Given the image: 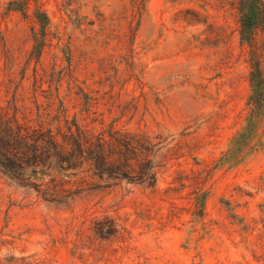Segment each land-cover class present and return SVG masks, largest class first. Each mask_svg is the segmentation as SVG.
<instances>
[{
	"label": "rangeland",
	"instance_id": "rangeland-1",
	"mask_svg": "<svg viewBox=\"0 0 264 264\" xmlns=\"http://www.w3.org/2000/svg\"><path fill=\"white\" fill-rule=\"evenodd\" d=\"M10 1L0 0L1 104L16 93L32 106L34 92L43 102L57 88L74 99L79 89L105 95L102 120L87 121L99 132L119 116L102 105L109 97L137 99L135 115L114 127L161 135L168 162L153 190L123 183L68 211L0 179V264H264V145L234 168L216 167L249 94L233 0H147L138 24L131 0H30L27 15L8 11ZM36 2L50 21L37 66ZM68 44L75 83L60 74ZM72 102L71 114L81 109ZM197 184L202 218L192 215ZM106 216L128 234L101 239Z\"/></svg>",
	"mask_w": 264,
	"mask_h": 264
},
{
	"label": "trees",
	"instance_id": "trees-1",
	"mask_svg": "<svg viewBox=\"0 0 264 264\" xmlns=\"http://www.w3.org/2000/svg\"><path fill=\"white\" fill-rule=\"evenodd\" d=\"M146 1H130L131 16L132 19L137 16V24ZM29 3L30 0L10 1L8 11L27 15ZM37 5L36 2L33 16L40 33H34L36 45L30 58L35 66L39 65L46 46L50 23ZM229 5L236 16L239 47L249 68V94L244 124L216 163L217 168L227 169L242 163L264 145V1L233 0ZM135 31L130 29L131 39ZM61 51L67 57V66L60 74L75 83L77 68L73 65L70 44ZM43 79V75L35 77V83L41 84ZM73 94L76 99L70 97L71 92L62 97L57 88L56 92L43 96V102H38L37 92H34L31 98L34 111L16 93L5 104L0 102V179L28 196L33 195L37 201L66 211L72 210L80 200L90 202L123 183L153 190L159 171L168 162L163 153L166 140L159 134L151 137L144 132L114 127V123L127 114L135 115L137 99L122 104L119 98L109 97L102 105L107 107L108 113L119 110V116L107 129L97 132L88 127L87 121L90 118L91 123L102 120L103 113L98 114L96 108L105 95L94 97L93 92H82V89ZM77 100L81 101V109L71 114V109L76 107L72 101ZM69 103H73L71 109ZM181 178L180 185L184 187L187 177ZM201 191L197 184L191 193L193 218L203 216L206 196ZM97 224H102L96 229L101 239L128 234L123 226L107 216Z\"/></svg>",
	"mask_w": 264,
	"mask_h": 264
}]
</instances>
